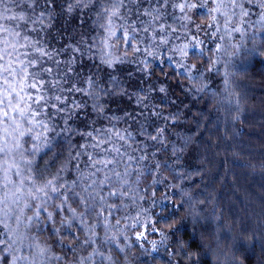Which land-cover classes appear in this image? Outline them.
Instances as JSON below:
<instances>
[{
  "label": "snow or ice",
  "instance_id": "obj_1",
  "mask_svg": "<svg viewBox=\"0 0 264 264\" xmlns=\"http://www.w3.org/2000/svg\"><path fill=\"white\" fill-rule=\"evenodd\" d=\"M262 64L264 0H0V264H242L173 80L227 140Z\"/></svg>",
  "mask_w": 264,
  "mask_h": 264
},
{
  "label": "trees",
  "instance_id": "obj_2",
  "mask_svg": "<svg viewBox=\"0 0 264 264\" xmlns=\"http://www.w3.org/2000/svg\"><path fill=\"white\" fill-rule=\"evenodd\" d=\"M164 71L171 70L165 68ZM252 75L254 78L247 79L246 83L256 86L264 83V64ZM157 76H162L159 70ZM173 88L176 97L184 100L180 110L185 122L176 131L183 135L189 128L198 127L203 132L199 138V151L187 157L188 163L194 166L191 170L192 182L200 180L195 175V167H203L205 179L199 186L208 185L205 195L212 198L213 204L219 205L218 211L223 212L226 222L234 225L233 235L240 238L238 259L242 264H264V227H261L264 225V167H261L264 165V93H255L257 99L247 102V112L242 115L241 122L234 129H229L228 139L224 140L221 139L223 127L217 132L213 124H208L207 130H204L208 120L205 101L185 99L176 87L175 79ZM164 110L172 109L166 107ZM201 114L202 120L197 126L194 118ZM233 132L237 133L234 137ZM245 227L247 231L242 230ZM132 264H140V261L133 260ZM146 264H165V257H149Z\"/></svg>",
  "mask_w": 264,
  "mask_h": 264
}]
</instances>
